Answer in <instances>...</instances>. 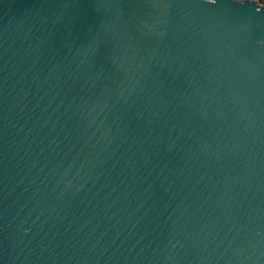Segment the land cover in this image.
<instances>
[{
	"label": "water",
	"instance_id": "1",
	"mask_svg": "<svg viewBox=\"0 0 264 264\" xmlns=\"http://www.w3.org/2000/svg\"><path fill=\"white\" fill-rule=\"evenodd\" d=\"M0 264H264V5L0 0Z\"/></svg>",
	"mask_w": 264,
	"mask_h": 264
},
{
	"label": "trees",
	"instance_id": "2",
	"mask_svg": "<svg viewBox=\"0 0 264 264\" xmlns=\"http://www.w3.org/2000/svg\"><path fill=\"white\" fill-rule=\"evenodd\" d=\"M257 2H259L261 5H264V0H256Z\"/></svg>",
	"mask_w": 264,
	"mask_h": 264
}]
</instances>
